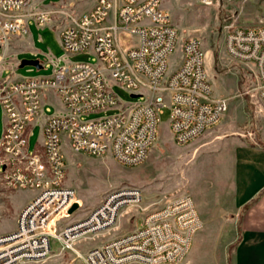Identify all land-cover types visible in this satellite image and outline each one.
<instances>
[{
	"label": "built area",
	"instance_id": "1",
	"mask_svg": "<svg viewBox=\"0 0 264 264\" xmlns=\"http://www.w3.org/2000/svg\"><path fill=\"white\" fill-rule=\"evenodd\" d=\"M82 1L48 5L47 0H0V60H8L14 41L27 38L31 21L42 28L56 25L64 51L58 59L48 55L50 76L0 79L5 113L0 175L10 189L35 192L20 211L15 230L0 238V264L44 261L54 250L52 239L75 254V264H179L203 225L189 195L147 213L141 227L85 251L77 245L111 229L123 207L141 202L139 189L113 190L85 219L58 230L76 197L67 185L64 137L76 152L111 156L134 167L146 160L156 141L166 106L172 138L186 144L219 123L228 99L214 95L200 38L180 36L164 0H97L78 14L76 5ZM88 50L97 56V64L67 60ZM225 51L231 60L255 67L252 94L264 112V18L258 26L231 28ZM176 52L180 60L170 70ZM10 58L16 66L21 63L17 55ZM9 64L14 71V61ZM116 86L145 101L122 102ZM49 91L61 99L64 110L42 124ZM113 109L118 112L84 120ZM37 125L43 140L30 153L29 137Z\"/></svg>",
	"mask_w": 264,
	"mask_h": 264
},
{
	"label": "rangeland",
	"instance_id": "2",
	"mask_svg": "<svg viewBox=\"0 0 264 264\" xmlns=\"http://www.w3.org/2000/svg\"><path fill=\"white\" fill-rule=\"evenodd\" d=\"M60 1L47 0L46 4ZM96 1L77 3L76 12L88 11ZM164 7L170 12L180 36H197L206 54H210L209 58L207 55L209 79L214 95L228 99L227 110L217 125L189 143L178 144L172 138L170 108L166 106L156 141L146 160L134 167L122 165L111 156L98 158L76 152L64 137L67 185L75 189L76 197L69 205L68 215L60 218L57 228L60 230L85 219L113 190L122 187L139 189L141 202L128 207L130 212L120 216L126 209L123 207L111 229L77 245L80 251H85L141 227L147 213L169 200L189 195L198 207L203 225L193 238L189 254L179 264H237L236 251L243 237L242 219L257 201V196L264 192L263 186L254 197L246 196L264 180L258 168L253 169L250 162L254 153L256 155L259 151L264 155V112L252 94L256 85L255 67L231 60L225 51V38L233 27L260 25L264 18V0H164ZM29 26V35L39 53H21L19 59H38L43 67L38 69L27 65L2 72L11 65L7 60H0L1 79L8 76L12 80L50 76L53 64L48 55L55 59L64 55L60 29L56 25L42 28L31 21ZM180 41L181 38L178 45ZM11 55L13 53L8 49L6 59ZM67 60L72 63L98 62L91 50L71 55ZM179 60V52L171 55L170 70L175 69ZM115 92L124 103L145 101L144 96L132 97L120 86L115 87ZM57 106L45 105L44 115L55 114ZM116 112L118 109L92 113L84 120ZM4 123L5 113L0 104V138ZM40 138L41 128L37 125L31 129L30 153L35 152ZM248 164L251 165L250 171ZM34 194L33 190L8 188L0 175V238L15 230L20 211ZM51 243L54 250L46 260L23 264H75L72 251L64 249L55 239ZM263 248L260 247L259 251ZM252 260H247V264H253Z\"/></svg>",
	"mask_w": 264,
	"mask_h": 264
},
{
	"label": "crops",
	"instance_id": "3",
	"mask_svg": "<svg viewBox=\"0 0 264 264\" xmlns=\"http://www.w3.org/2000/svg\"><path fill=\"white\" fill-rule=\"evenodd\" d=\"M9 49L12 51L13 55H17L18 60L20 62L22 60V59H19L21 53L29 52V53H32L33 55H37L39 53V51L36 48H34V44H33V41L30 35H28L24 41H19V40L14 41L13 45H11ZM7 61L8 62L14 61L13 67H15V69L20 66V64L16 66L15 59L13 58L9 57ZM5 69H10V68H4L2 72ZM0 79H1V74H0ZM44 104L45 105H58L57 106L58 108L55 113H58L64 110V105L61 99L52 91H49L44 94ZM48 117L49 116L45 115L42 121V124L45 123ZM40 128H41V125H40ZM42 140H43V135L41 131V138L38 140V144H40ZM250 162L253 163L252 168L254 169L255 167H257L258 173H261V176H263L264 178V155L263 153L259 151L258 153H256V155L254 153L253 160H251ZM247 168L250 171L251 165L248 164ZM246 184H244L243 186V189H242L243 193H244V189H245L244 187ZM263 186H264V180H262L260 184L254 186V188L246 196L254 197V195L260 189H262ZM124 212L122 213L123 216L125 215ZM241 224H242L241 232H242L243 237L236 251V263L237 264H247L248 263L247 260H252V258H254L253 259L254 261L252 260L253 264H264V248L262 251H259L260 247L261 249L262 247H264V194L247 210L246 214L244 215V218L242 219Z\"/></svg>",
	"mask_w": 264,
	"mask_h": 264
},
{
	"label": "water",
	"instance_id": "4",
	"mask_svg": "<svg viewBox=\"0 0 264 264\" xmlns=\"http://www.w3.org/2000/svg\"><path fill=\"white\" fill-rule=\"evenodd\" d=\"M27 65L34 66L38 69L43 67L38 59H22L19 67H24ZM137 96L138 95H132V97H137Z\"/></svg>",
	"mask_w": 264,
	"mask_h": 264
},
{
	"label": "bare ground",
	"instance_id": "5",
	"mask_svg": "<svg viewBox=\"0 0 264 264\" xmlns=\"http://www.w3.org/2000/svg\"><path fill=\"white\" fill-rule=\"evenodd\" d=\"M207 55H208V58H209L210 54H209L208 52H207ZM128 209H129V208H126L124 211H125V212H130V210H128ZM126 210H127V211H126ZM125 212H124V213H125ZM121 215H122V214H120V216H121Z\"/></svg>",
	"mask_w": 264,
	"mask_h": 264
},
{
	"label": "trees",
	"instance_id": "6",
	"mask_svg": "<svg viewBox=\"0 0 264 264\" xmlns=\"http://www.w3.org/2000/svg\"><path fill=\"white\" fill-rule=\"evenodd\" d=\"M263 194H264V192H261V194L259 196H257L256 200H258ZM246 210H247V208H246Z\"/></svg>",
	"mask_w": 264,
	"mask_h": 264
}]
</instances>
